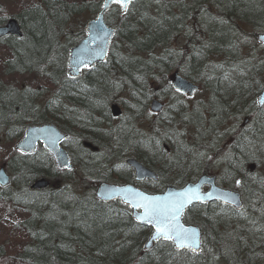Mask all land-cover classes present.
Returning <instances> with one entry per match:
<instances>
[{
  "label": "trees",
  "instance_id": "obj_1",
  "mask_svg": "<svg viewBox=\"0 0 264 264\" xmlns=\"http://www.w3.org/2000/svg\"><path fill=\"white\" fill-rule=\"evenodd\" d=\"M4 1L0 25L15 19L22 36L0 39L7 146L0 166L11 177L0 193V264H264V107L255 105L264 84V63L255 58L258 49L264 61L255 39L264 32V0H134L124 15L113 6L105 16L116 29L106 62L76 79L66 76L67 53L102 0ZM174 73L198 85V99L173 91ZM11 75L40 76L47 88L4 89ZM152 100L161 112L149 111ZM44 123L68 137L62 148L71 171L58 170L40 147L31 155L13 150L26 128ZM128 158L157 180L134 182ZM202 175L239 192L244 205L186 211L183 222L201 231L198 254L164 241L144 250L150 231L119 202L93 195L100 182L157 194ZM39 179L48 187L31 190Z\"/></svg>",
  "mask_w": 264,
  "mask_h": 264
},
{
  "label": "water",
  "instance_id": "obj_2",
  "mask_svg": "<svg viewBox=\"0 0 264 264\" xmlns=\"http://www.w3.org/2000/svg\"><path fill=\"white\" fill-rule=\"evenodd\" d=\"M114 4L113 0H103L95 18L85 24V36L83 39L69 49L66 63V75L68 78H78L83 71L105 62L115 30L106 26L104 15ZM120 11L121 14H125L127 10L124 11L120 7ZM7 36L21 37L19 26L14 19H10L3 26H0V39ZM256 40L264 48V33L257 34ZM170 84L175 92L188 97H192L198 91L196 84L182 78L177 73L172 75ZM255 105L257 109H261L264 106V85L256 96ZM162 108V104L157 100H152L149 106L150 111L154 114L161 112ZM110 113L113 118H117L120 116L121 111L117 105H112ZM246 123L247 120L244 121V124ZM65 138L66 136L52 124L31 126L26 129L24 137L16 143L14 150L21 154H31L37 149V145L40 144L51 156L57 169L69 171L73 167L69 162L68 155L60 147ZM125 164L132 170L135 181H156L155 174L136 160L128 159ZM9 183L10 178L4 168L1 167L0 188L7 187ZM47 186L48 182L40 179L31 185V189L44 190ZM204 187H207L206 191H203ZM94 197L102 203L119 201L130 210L131 218L137 225L150 229V236L144 244V250L150 249L154 243L161 240L170 242L176 251L197 253L201 247L200 230L196 226L185 225L182 222L184 212L195 204L204 205L213 202L229 206L235 210H239L242 207L239 193L217 187L215 185V177L208 176H201L196 182L188 183L181 188L167 187L160 194H147L130 184L111 185L100 183L94 192ZM145 205L149 207L155 205L166 206L173 217L174 224L177 226V231L181 229L188 230V234L191 237L190 241L187 242L188 246L184 247L182 242L165 239L163 236L153 240L155 227L153 223L148 222L145 215Z\"/></svg>",
  "mask_w": 264,
  "mask_h": 264
},
{
  "label": "snow or ice",
  "instance_id": "obj_3",
  "mask_svg": "<svg viewBox=\"0 0 264 264\" xmlns=\"http://www.w3.org/2000/svg\"><path fill=\"white\" fill-rule=\"evenodd\" d=\"M132 0H113V3L118 4L122 10L126 11ZM240 181H237L239 184ZM145 215L149 223H153L155 227V235L153 240L160 236L165 239L182 242V246L187 247V242L191 237L188 230L181 229L177 231V226L173 222L172 215L168 212L167 207L164 205H155L149 207L145 205Z\"/></svg>",
  "mask_w": 264,
  "mask_h": 264
},
{
  "label": "rangeland",
  "instance_id": "obj_4",
  "mask_svg": "<svg viewBox=\"0 0 264 264\" xmlns=\"http://www.w3.org/2000/svg\"><path fill=\"white\" fill-rule=\"evenodd\" d=\"M22 1H26V0H22ZM28 1V0H27ZM67 1H76V0H67ZM88 2H92V1H94V0H87ZM31 2L33 3V0H31ZM6 3V1H4V0H0V4H5ZM254 43V41L253 40H251L250 41V39L248 40V45L245 47V49H244V52L246 53L247 52V50H248V47L250 46V44H253ZM247 44V43H246ZM260 48L264 51V49L260 46ZM261 51V50H260ZM260 51L258 50V49H256L255 50V58L256 59H259V60H261V61H259V62H261V64H263L264 63V61H262V59H263V57L262 58H259L258 56H259V53H260ZM263 62V63H262ZM255 79H256V81L258 82V83H260L261 82V80H260V76H255ZM6 81V83H7V86H5L4 87V89H9V88H11L12 89V91H15V90H17V89H19V88H24V87H26V89H28V90H34V89H44V90H46V85H47V83L44 81V79L42 78V77H40V76H27V75H25V76H18V75H11V76H8V80H5ZM49 95V93H45L44 95H43V97H46V96H48ZM199 97L197 96V95H195L193 98H192V100H195V99H198ZM6 145H5V143H4V141L3 140H1L0 139V161H1V159H2V157L3 156H5V153H6ZM103 154H104V156H108V153L106 152V151H103ZM2 192H3V190H1ZM84 191H87V189L86 188H84ZM1 193V192H0ZM22 220V216L21 215H19V214H16L15 216H14V219H13V222L14 223H18V222H20ZM1 246V245H0ZM7 253H10L11 254V250L9 249L8 251H7ZM12 258H14V255L12 254Z\"/></svg>",
  "mask_w": 264,
  "mask_h": 264
}]
</instances>
